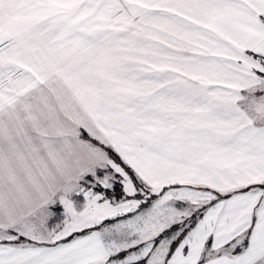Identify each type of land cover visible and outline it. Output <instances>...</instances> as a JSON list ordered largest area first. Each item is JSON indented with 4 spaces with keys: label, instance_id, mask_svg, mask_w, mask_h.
<instances>
[{
    "label": "snow or ice",
    "instance_id": "obj_1",
    "mask_svg": "<svg viewBox=\"0 0 264 264\" xmlns=\"http://www.w3.org/2000/svg\"><path fill=\"white\" fill-rule=\"evenodd\" d=\"M0 264H264V0H0Z\"/></svg>",
    "mask_w": 264,
    "mask_h": 264
}]
</instances>
